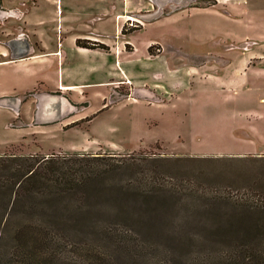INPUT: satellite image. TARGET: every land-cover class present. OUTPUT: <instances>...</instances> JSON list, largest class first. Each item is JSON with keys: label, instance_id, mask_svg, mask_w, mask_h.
I'll return each mask as SVG.
<instances>
[{"label": "rangeland", "instance_id": "rangeland-1", "mask_svg": "<svg viewBox=\"0 0 264 264\" xmlns=\"http://www.w3.org/2000/svg\"><path fill=\"white\" fill-rule=\"evenodd\" d=\"M68 2L43 4L42 12L52 17L56 10L65 12ZM122 2L123 35L114 33L113 13L99 26L108 41H101L105 50L113 52L74 53L63 71L60 66L59 81L76 88L61 93L9 77L0 85L33 87L24 95L30 103L16 106L20 94L0 101V141H7L0 154L100 153L107 162L80 164L119 165L105 178L92 179L89 208L81 216L66 208L79 203L75 196L48 202L53 217L46 208L35 213L53 239L54 264H85L92 252L110 264H228L227 258L258 264L264 248V157L213 150L218 141H229L224 130L238 120L220 110L246 112L248 127L264 130V0H192L194 8L176 10V0H104L110 7ZM9 20L0 22L5 31ZM77 22L72 32L81 30ZM149 47L152 63L137 64ZM53 70L57 66L39 75H49L52 83L58 80ZM149 85L154 94L143 92ZM65 114L62 128L34 126ZM74 119L78 124L68 127ZM246 127L233 133L244 134ZM88 217L115 220L119 230L99 231ZM11 245L7 239L0 246L1 264L9 263Z\"/></svg>", "mask_w": 264, "mask_h": 264}, {"label": "crops", "instance_id": "crops-1", "mask_svg": "<svg viewBox=\"0 0 264 264\" xmlns=\"http://www.w3.org/2000/svg\"><path fill=\"white\" fill-rule=\"evenodd\" d=\"M57 1L58 0H0L2 9L5 10L6 14H10L6 15L5 13H1V15L10 18V26L6 28V31L3 30L0 32L4 36L2 39L0 38V42L4 43L0 44V85L3 84V80L6 77H9V80L11 79V81H15V84L18 85L21 83L25 84L28 80H30L32 81L33 87L40 84L43 86V88L45 87L49 90L57 91L58 88L61 90V93L73 90L76 88V86H78L77 84L69 82L63 83L59 81L60 66L61 71H63L62 66L64 60L72 56L74 53L77 55L79 54L80 56V54H85L86 51H95V53H97V51H99L98 49H102L98 47L90 48L78 45L76 43L77 40H83L86 42H108L107 39L102 38L101 29L99 26H102L106 23L105 20L107 19L105 18L104 20L103 17H106V15H109L110 13H113L111 18L114 20L115 24V35H119L120 31V33L123 35L120 22H124V11L127 9V7H124L123 2L121 6L110 7L104 3V0H69L66 5L65 12L59 13L56 10V13H54L52 17H49L42 12L43 4H54ZM190 1L191 0H185L183 2L187 3ZM162 2H164V0H162ZM177 2H181V0ZM189 8L192 9L194 7ZM97 15H100V17ZM76 21H78L77 24L81 30L72 32L76 30L74 26ZM4 23H6V21ZM48 25H51V27L49 28ZM117 25L118 27L116 30L115 26ZM0 28H2V25H0ZM89 30H94V32H90ZM45 39L50 40L49 44H43ZM65 43H68L69 46ZM102 50H104L105 53H111L113 52V47H110V50L107 51L105 49ZM121 53L123 52L121 51L120 55ZM144 57L145 58L143 62H138L137 64H146L148 67L152 63L149 59L154 57V55H152L150 52H146ZM129 61H131L133 66L136 67V63L133 62V60ZM13 66L17 69H14L15 71L9 75L7 73L8 68ZM54 66H57V70H53V72L57 74L58 80H54L51 83L49 81L51 80L49 75L46 76L47 80H44L45 77L42 78L41 75L45 70L49 73V69ZM123 71L125 70L123 69ZM39 73H41V75H39ZM44 84L48 85L44 86ZM154 84H158V82H155ZM151 86L149 87L151 91L149 89H139H143V92L146 94H154V89ZM33 87L31 89H25L21 91L17 90V86H12L9 90L0 89V101L7 100V103L8 100H11V96L18 99V97L14 96V94H20V103H18L16 106L24 103H30V100L23 102L25 98L24 95L26 92L32 90ZM60 95L61 99L64 98L66 100L65 105L70 103L69 99L64 94ZM15 111H17V113L19 112L16 109ZM48 114L50 113H46V115ZM220 114H224L221 116H233V118L238 120L233 125L228 126L227 129L224 130V132L227 131L224 133V137H227L229 141H218V145L213 150V154L216 153L217 155L228 156L248 155L254 157H264V130L257 131L252 127L250 129L248 125L251 126L252 123L247 121L246 112H241L236 109H228L223 111L220 110L219 115ZM66 118L67 117L65 114L61 116L59 120H53L51 122H48L49 120L43 121L44 123L41 122L34 126L37 128L42 127L43 125H48L49 123H59L60 127L62 128V124H64L62 122ZM74 121L76 120L74 119L71 122ZM262 122H264V120ZM239 126H247V131L240 135L234 134L233 129L236 130L239 128ZM17 128L21 127L19 126ZM6 144L7 141H0V148ZM124 151L131 150L126 149Z\"/></svg>", "mask_w": 264, "mask_h": 264}, {"label": "trees", "instance_id": "trees-1", "mask_svg": "<svg viewBox=\"0 0 264 264\" xmlns=\"http://www.w3.org/2000/svg\"><path fill=\"white\" fill-rule=\"evenodd\" d=\"M85 42L81 44L77 40L76 43L84 47L107 49L99 41ZM150 50L149 47V52ZM77 124L76 120L69 123L68 127ZM88 154L90 153H73L71 156L0 154V246L7 239L12 242L11 251L7 254L10 260L8 264H54L50 251L53 239L46 226L36 220L34 215L38 210L46 208L47 210H43L45 214L53 217L54 213L49 210L47 203L70 196H75L79 203L73 207L67 206L68 214L71 208L80 216L81 213H86L89 208L88 187L92 179L105 178L108 172H114L119 166L80 164H86L92 159L105 160V155L100 153ZM98 212L100 211L97 209L96 213ZM89 218L88 223L99 231L110 233L119 230V223L115 220L101 222L100 217ZM51 226L52 229L56 228L55 225ZM256 252L251 249V255L254 256ZM88 257L85 264H110L107 258L95 252ZM227 260L228 264H236L232 258ZM256 261L264 264V248L258 250Z\"/></svg>", "mask_w": 264, "mask_h": 264}, {"label": "flooded vegetation", "instance_id": "flooded-vegetation-1", "mask_svg": "<svg viewBox=\"0 0 264 264\" xmlns=\"http://www.w3.org/2000/svg\"><path fill=\"white\" fill-rule=\"evenodd\" d=\"M183 1H185V0H181V2H179V5L177 6H175L174 7V10H176V9H178L179 7H193L194 5H193V3H192V0L190 1V2H187V3H185V2H183ZM176 3H177V0H176ZM166 3H164V5H165ZM0 8H2V6L0 5ZM4 10V9H3ZM163 10V9H162ZM6 14V13H5ZM6 17L7 16H3V15H1V13H0V22L1 21H3V22H5L6 21ZM1 25V24H0ZM4 30V28H0V32L1 31H3ZM1 34V33H0ZM26 40H27V38H26Z\"/></svg>", "mask_w": 264, "mask_h": 264}]
</instances>
